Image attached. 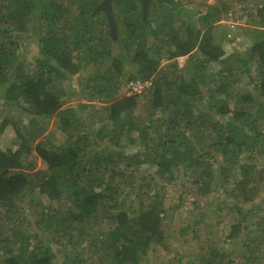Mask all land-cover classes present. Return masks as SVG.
I'll list each match as a JSON object with an SVG mask.
<instances>
[{
	"label": "trees",
	"instance_id": "trees-1",
	"mask_svg": "<svg viewBox=\"0 0 264 264\" xmlns=\"http://www.w3.org/2000/svg\"><path fill=\"white\" fill-rule=\"evenodd\" d=\"M101 1L0 0V133L10 124L21 139L0 146V264H143L168 250L177 209L185 240L215 228L191 264H261L264 0H150L146 18L140 0H112L114 38L105 14L93 12ZM228 18L256 26L237 54L256 73L253 91L176 74L175 60L195 50L223 59L215 25ZM28 24L38 36L33 61L14 39ZM125 64L127 82L151 80L139 113L140 96L120 89ZM25 123L50 129L48 141L32 144ZM32 150L42 160L35 170ZM62 246L72 255L58 257Z\"/></svg>",
	"mask_w": 264,
	"mask_h": 264
},
{
	"label": "rangeland",
	"instance_id": "rangeland-1",
	"mask_svg": "<svg viewBox=\"0 0 264 264\" xmlns=\"http://www.w3.org/2000/svg\"><path fill=\"white\" fill-rule=\"evenodd\" d=\"M212 1L213 2H221L222 0H209L208 3H212ZM253 7H254V5L253 6L251 4H250V6L247 5L246 10H252ZM242 22H239V23L242 24ZM252 25L254 26L253 28L252 27L248 28L250 32L252 31V29L256 28V26L254 24H252ZM26 28H27V30H24V31L21 30L20 34H16L14 36V39L18 43L19 52H22V55H24V57L26 59L33 61L38 56V50H39L38 36H37L35 29L33 28V24L26 25ZM219 28H220V26H217L218 32L221 31V30H219ZM223 28L225 29V26H223ZM12 31H13L12 28L8 29V32H12ZM232 33L233 32H231V34ZM238 33L239 32L237 31V34ZM239 36H240V38H239L240 41L234 40L233 42L240 46V45H243V39L244 38L247 39V38L245 36H243L242 34L240 35V33H239ZM224 40L230 41L228 36ZM231 40H233V39H231ZM225 45H223V46H225ZM229 45H230L229 48L231 49L233 47V45H231V44H229ZM113 51L115 54L117 53V50L115 47L113 48ZM226 51H227V49H226ZM202 56H203L202 54H200L199 52H197V50H195V51H192L188 55L178 57L175 60V61H177L176 74L182 75L184 73H187V75H191V77H193V75L195 73L205 74V75L210 76V79H215V80L216 79H223L224 81L231 82L232 83L231 84L232 89L235 92L243 93L245 90L253 91L252 87H253L254 82H252V80L253 81L256 80V73H255L254 69H251L250 71H247V70L244 71V64L241 63V61H243V60H241L242 58L240 56L238 57L236 55V56H233V58H229L228 60H226L228 68L224 66L225 65L224 59L217 61V62H211V61L208 62ZM162 64H164V62ZM249 64H250V62H249ZM104 66H105V64L101 65L100 69H103ZM246 66H248V63L246 64ZM123 68H124V76L122 77V86L120 87V89H121V92H126V90L128 89V82L126 80V77L130 73L129 69H131L132 67L125 64V66H123ZM79 75H80V73H77L76 75H74V78L72 81L73 82L72 87H74V88H78L76 79ZM149 81L151 84L150 79H149ZM148 87H146L144 89V91H146ZM64 90H66V88ZM58 91H60V90H58ZM60 93H62V89H61ZM142 93L136 94V95L140 96V97H138V100H140L139 101L140 102L139 107L137 109L138 113L142 112V99H143V97H141ZM254 96L257 98V100L259 99L258 95L256 93H254ZM70 103H72V101H70ZM93 103H96V102H86V104H89V105H91V104L93 105ZM96 104H98V103H96ZM1 105H2V99L0 98V122L3 119V114L1 113V110H2ZM100 105H104V104L100 103ZM255 107L256 108L258 107V103L255 105ZM247 109L249 110V112L253 111L251 106L248 107ZM9 115L11 117H16L18 115V113L16 111H14L13 113H12V111H10ZM28 124L29 125H27L26 123L23 124V126H24L23 128L27 132L28 139L31 141L32 144H36L38 142L46 141L47 138L45 135L48 131H51L50 129H48V131L47 130L46 131H42V130L37 131L36 125H32L31 123H28ZM260 124L264 127V119H262L260 121ZM53 130H54V133L52 134L51 140H53V142H55V143L62 142L63 137H62L61 132L57 128H53ZM20 141H21V139L17 136L13 126H11L10 124H8L6 126V128L4 129V131L0 133V146H2V147H11V148L15 149L21 143ZM47 141H48V139H47ZM28 156H29V160H32L35 162V166L32 169L35 170L37 168L42 167V160L36 156L34 150H32V152ZM32 169L29 171H32ZM144 169L145 168H143L142 170H144ZM136 182H138V180ZM154 192L163 194L164 191H162L160 189H155ZM166 194L173 195L174 192H167L166 191ZM25 211H26V214L31 213L30 216H32V211H30L27 208L25 209ZM178 214H179V209L175 210L174 213H172V219H173V222L175 225L174 230L176 232H175L173 238L171 239V244H170L168 250H163L162 248L158 247L155 250V252H153L154 255H152V256H150V254L146 255L145 262H143V264H191V261L196 259V254L201 249L203 243L206 242V239H209L208 238L209 236H213V231L215 228L212 224H208V226L205 230L206 234L200 235V241L201 242H198L195 238L185 240V236H183L182 234H179L177 232V230H178L177 226H183L186 224L187 221L181 222ZM226 217L228 219L226 218L225 222L222 221L221 224L216 227V229L219 230L218 231L219 235L221 232H226L228 229L230 217L228 215H226ZM96 224L97 223L89 224L88 227L90 229H96V227H97ZM199 227L200 226H198L197 229H199ZM211 239L214 241L215 244H217V245L221 244L220 243V240H222L221 238H218V239H220L219 241L212 238V237H211ZM166 241H168V239ZM66 247L67 246L60 247L61 253L58 254V257H62L64 254L63 252H68V253H70V255H72L73 250L71 248L69 249ZM90 264H100V263L97 260H93ZM196 264H198V263L196 262ZM261 264H264V261Z\"/></svg>",
	"mask_w": 264,
	"mask_h": 264
},
{
	"label": "crops",
	"instance_id": "crops-1",
	"mask_svg": "<svg viewBox=\"0 0 264 264\" xmlns=\"http://www.w3.org/2000/svg\"><path fill=\"white\" fill-rule=\"evenodd\" d=\"M249 6H250V4H249ZM237 11H239V9H237ZM238 21L242 22L243 20L240 19V18L235 19V20H232V19L228 18V19H223V20L219 21L215 25L216 28H217V26H220V28H219V30H221V31H219L220 38L218 40H219V43H220V45H221V47H222V49L224 50V53H225L223 59L225 61V65L224 66L227 67V68H228V66H227V61L226 60H228L229 58H233V56H236L237 54L245 55L244 50H246L250 46L251 39L254 38V35H253L254 32H252V34H251L249 29H248L249 27L253 28L254 26L252 24H246L244 21L242 22V24H240ZM231 22L235 23V25H236L235 30L232 33V37H229L230 41L229 40H224L225 38H227V33H229V24ZM223 26H225V29L223 28ZM237 31L240 33V35L242 34L243 36H245L247 38V39H245V38L243 39V45L244 46L243 45L239 46L238 44L233 42L234 40L235 41H240V39H239L240 36H239V33L237 34ZM231 39H233V40H231ZM229 44L233 45V47H232L233 49L229 48L230 47ZM223 45H225V46H223ZM226 49H227V51H226Z\"/></svg>",
	"mask_w": 264,
	"mask_h": 264
},
{
	"label": "water",
	"instance_id": "water-1",
	"mask_svg": "<svg viewBox=\"0 0 264 264\" xmlns=\"http://www.w3.org/2000/svg\"><path fill=\"white\" fill-rule=\"evenodd\" d=\"M111 1L112 0H102L98 5L94 8V13L96 12H103L105 14L108 26H109V33L111 37L116 36V23L113 18V11L111 7ZM150 0H140L141 8H142V15L144 18H146L147 12H148V6H149Z\"/></svg>",
	"mask_w": 264,
	"mask_h": 264
},
{
	"label": "built area",
	"instance_id": "built-area-1",
	"mask_svg": "<svg viewBox=\"0 0 264 264\" xmlns=\"http://www.w3.org/2000/svg\"><path fill=\"white\" fill-rule=\"evenodd\" d=\"M235 23L231 22L229 24V33H227L228 37H232L231 32L235 30ZM150 85L149 80L139 81V80H130L128 81V89L126 90L127 95L132 94H140L144 91L146 87Z\"/></svg>",
	"mask_w": 264,
	"mask_h": 264
}]
</instances>
